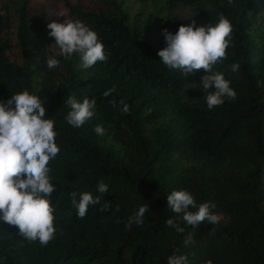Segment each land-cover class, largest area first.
<instances>
[{"label": "trees", "instance_id": "trees-1", "mask_svg": "<svg viewBox=\"0 0 264 264\" xmlns=\"http://www.w3.org/2000/svg\"><path fill=\"white\" fill-rule=\"evenodd\" d=\"M54 1L98 33L108 57L87 69L75 55L58 57V68L48 69L54 11L41 6L33 14L30 0L3 2L0 28L14 29L19 55L11 60L8 40L0 37V98L25 88L37 92L55 122L60 152L49 161L56 180L54 238L41 246L24 240L16 226L0 224L6 231L0 264H166L172 248L188 264H264V0H151L150 9L137 11L126 0ZM220 15L232 24L231 41L213 68L236 97L208 109L195 86L203 70L184 79L159 63L157 51L165 46L162 28L175 32L192 19L206 25ZM69 95L97 101L79 128L63 119ZM97 124L104 135L94 132ZM101 180L111 210L90 205L78 218L67 192L97 195ZM173 189H187L198 204L214 203L218 223L205 220L184 233L167 227ZM144 203V223L126 229L128 216Z\"/></svg>", "mask_w": 264, "mask_h": 264}, {"label": "clouds", "instance_id": "clouds-1", "mask_svg": "<svg viewBox=\"0 0 264 264\" xmlns=\"http://www.w3.org/2000/svg\"><path fill=\"white\" fill-rule=\"evenodd\" d=\"M231 3V0H229ZM63 16L62 22L52 21L47 25L48 36L53 43L45 57L48 69H56L61 63L58 59L77 56L79 66L87 69L97 61H106L108 54L98 33L87 23L74 19L67 11L57 13ZM193 15L189 16L192 17ZM183 19V18H182ZM232 24L224 15L215 23L197 25L195 19L188 24H181L175 32L161 29L165 46L157 51L159 63L165 68L177 70L185 79L196 70H203V75L196 81L203 92L208 109L224 103L225 98L235 99L236 92L230 81L213 66L226 55L231 41ZM233 70L238 64L232 65ZM259 83V82H258ZM114 87L105 90L103 97H108ZM96 98L85 95L78 99L69 95L63 101L67 111L64 121L73 128H79L94 115ZM122 112L129 111V105L121 101ZM54 120L45 116L42 97L27 88L11 93L8 98H0V224L16 226L19 235L29 242H38L41 246L54 238L55 205L50 204L51 194L56 190L52 183L49 161L55 160L60 152L56 142L57 131ZM97 135H104L105 129L97 124ZM91 191H68L71 206L78 218H84L90 205H99L98 211L109 212L112 202L104 199L109 187L102 180ZM103 196V202H101ZM167 209L174 215L165 220V225L177 233H184L185 228H195L207 220L218 223L220 217L211 211L216 205L211 202L197 203L187 189H173L166 197ZM148 205L141 204L128 216L125 228L133 224L144 223ZM183 224V226H182ZM6 232L0 227V235ZM191 242L186 235L183 244ZM173 253L166 256V264H188L187 257L172 248ZM211 264V261H206Z\"/></svg>", "mask_w": 264, "mask_h": 264}, {"label": "rangeland", "instance_id": "rangeland-1", "mask_svg": "<svg viewBox=\"0 0 264 264\" xmlns=\"http://www.w3.org/2000/svg\"><path fill=\"white\" fill-rule=\"evenodd\" d=\"M4 1L5 0H0V15L3 13L2 4ZM53 2H55V4H53ZM126 2L132 5L134 11H137L143 7L146 9H150L151 7L150 6L151 0H126ZM41 6H44L46 9H50L51 11H54L56 22H62L64 20L63 16L57 15V13L63 10L61 8L60 3H58V1L56 2L54 0H50V1L49 0H30V8L33 14H37ZM160 16L165 17L166 16L165 12L162 11ZM8 27H9L8 25L7 27L1 26L0 37L4 41L8 40L6 43L7 44L9 43V47H6V53L10 57L11 60L16 61L18 59L17 55L19 54H18V50L16 46L14 45L15 44V33H14L13 28L10 27V29H8Z\"/></svg>", "mask_w": 264, "mask_h": 264}]
</instances>
